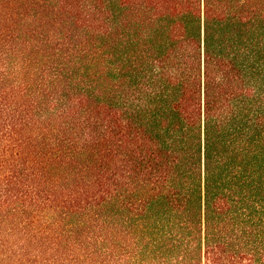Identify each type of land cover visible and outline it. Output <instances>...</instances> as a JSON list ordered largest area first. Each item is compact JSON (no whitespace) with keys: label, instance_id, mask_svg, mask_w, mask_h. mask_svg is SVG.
Wrapping results in <instances>:
<instances>
[{"label":"trees","instance_id":"16d2710c","mask_svg":"<svg viewBox=\"0 0 264 264\" xmlns=\"http://www.w3.org/2000/svg\"><path fill=\"white\" fill-rule=\"evenodd\" d=\"M0 264H264V0H0Z\"/></svg>","mask_w":264,"mask_h":264}]
</instances>
